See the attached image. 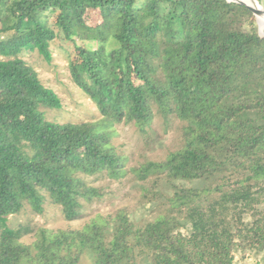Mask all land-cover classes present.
Segmentation results:
<instances>
[{
	"label": "trees",
	"instance_id": "16d2710c",
	"mask_svg": "<svg viewBox=\"0 0 264 264\" xmlns=\"http://www.w3.org/2000/svg\"><path fill=\"white\" fill-rule=\"evenodd\" d=\"M0 21V50L13 57L0 59V264H233L236 253H264V37L251 12L226 0H0ZM50 44L68 47L70 77L99 120L45 119L60 99L17 56L49 63ZM155 116L184 124L178 150L133 170L173 187L163 214L144 225L119 210L79 229L8 227L25 205L41 214L46 196L79 219L103 196L83 177L127 174L115 126L144 133Z\"/></svg>",
	"mask_w": 264,
	"mask_h": 264
},
{
	"label": "rangeland",
	"instance_id": "374dc122",
	"mask_svg": "<svg viewBox=\"0 0 264 264\" xmlns=\"http://www.w3.org/2000/svg\"><path fill=\"white\" fill-rule=\"evenodd\" d=\"M258 2L264 10V0ZM258 26L259 35L264 37V25ZM2 39L3 36L0 34V40ZM76 44L90 51L97 48V43L93 40H76ZM115 47L114 42L109 41L107 50ZM68 50L65 45L58 47L50 44L51 61L49 63L45 62L37 51H24L17 57L32 67L42 85L51 89L60 99V109H43L47 121L58 124L97 121L101 118L97 107L70 77L67 67ZM10 58L13 57L4 50H0L1 60ZM183 125L175 119L165 122L158 116H155L144 133L132 124L116 125L112 144L127 159V174L123 179L115 181L106 176L83 177L90 186L101 189L103 196L91 203L84 202L82 216L77 220L66 221L60 207L52 204L46 196L41 214L34 213L28 205H25L19 214L8 217V227L17 228L22 225L53 231L79 229L97 215H113L119 210H124L129 219L137 225L152 222L159 214L167 210L166 197L172 195L173 187L163 180L155 182L152 177L140 181L133 170L147 162H161L169 153L178 150L183 144L181 130ZM174 185L187 188L199 186L196 182L179 181H176ZM245 221H248V218ZM181 231L185 233L186 229L182 228ZM33 240V235H27L22 239L26 244ZM81 264H93V262L89 256H85ZM233 264H264V253H236Z\"/></svg>",
	"mask_w": 264,
	"mask_h": 264
},
{
	"label": "water",
	"instance_id": "95a60500",
	"mask_svg": "<svg viewBox=\"0 0 264 264\" xmlns=\"http://www.w3.org/2000/svg\"><path fill=\"white\" fill-rule=\"evenodd\" d=\"M226 1L228 3H235L237 5L245 7L249 12L252 13V15L254 16V18L256 20V23H257V17L258 16H261L264 18V10L257 0H255V1L260 5L261 9H257L250 4H246L245 2H242L241 0H226ZM257 25H258V23H257ZM259 30H260V28H259Z\"/></svg>",
	"mask_w": 264,
	"mask_h": 264
},
{
	"label": "bare ground",
	"instance_id": "6f19581e",
	"mask_svg": "<svg viewBox=\"0 0 264 264\" xmlns=\"http://www.w3.org/2000/svg\"><path fill=\"white\" fill-rule=\"evenodd\" d=\"M242 2H245L246 4H250L252 5L253 7L257 8V9H261L259 7V5L254 1V0H241ZM257 23L258 25L260 26V24H263L264 25V18L261 17V16H258L257 17Z\"/></svg>",
	"mask_w": 264,
	"mask_h": 264
}]
</instances>
